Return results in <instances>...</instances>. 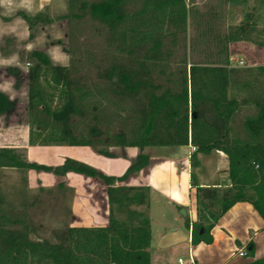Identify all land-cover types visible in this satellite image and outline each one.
Here are the masks:
<instances>
[{
    "label": "trees",
    "instance_id": "1",
    "mask_svg": "<svg viewBox=\"0 0 264 264\" xmlns=\"http://www.w3.org/2000/svg\"><path fill=\"white\" fill-rule=\"evenodd\" d=\"M259 3L264 7V0ZM193 5L188 0H69L66 18L72 26H94L101 48L82 52L71 29L69 65H54L32 52L35 64L27 80L30 146L91 147L114 157L110 149L116 147L191 145L197 198L191 242L199 245L213 242L211 231L237 203H250L264 220V66H232L229 51L230 44L243 41L263 48L264 24L258 30L248 15L222 35L211 22L215 11L203 15ZM23 17L30 30L52 22L48 12ZM191 19L203 25L195 38L189 36ZM9 70L19 83V69ZM14 108L0 92V115ZM245 108L255 112L241 118ZM215 151L228 157L227 182L201 187L194 172L201 165L199 155ZM150 163L141 153L116 178L75 160L45 166L23 159L13 148H0V169L96 179L106 186L109 204L108 226L69 227L63 244L32 241L30 218L26 222L0 212V264H153L151 189L124 185ZM254 251L251 244L248 258ZM244 264H264V258Z\"/></svg>",
    "mask_w": 264,
    "mask_h": 264
},
{
    "label": "crops",
    "instance_id": "2",
    "mask_svg": "<svg viewBox=\"0 0 264 264\" xmlns=\"http://www.w3.org/2000/svg\"><path fill=\"white\" fill-rule=\"evenodd\" d=\"M40 3V0H0V8L19 9L17 16H20V9L35 8ZM5 17L4 15L0 16V20ZM3 24L7 26L8 23ZM239 44L233 43L231 45ZM256 49L254 47L253 50L251 49L246 53L256 57V60L260 61L261 64L256 65V63H253L248 67L264 66V47ZM230 52V60L232 62L235 54L232 53V50ZM25 133L27 140L22 146H16L17 148L13 149H25L27 161L45 166L58 167L63 165L67 159H71L90 165L108 176L119 178L125 175L141 153L151 158L150 165L139 174L131 176L124 185L148 186L151 189L150 212L155 208L164 210L168 214V219L172 222L173 227H170V229L162 223L161 229L154 233L153 219L151 218L152 241L149 251L153 264H176L170 255H166L167 250L174 247L187 252V258L179 256L178 259L184 258L188 261L189 255H191L195 264H244L264 258V220L253 205L246 202L237 203L219 220L211 231L213 238L211 244H192L191 229L192 224L197 221V198L196 188L191 185L193 170L190 164V157L194 152V148L191 145L148 147L144 150L116 147L110 149L114 157L100 155L91 147H82L84 149L78 150L76 148L80 147L47 146L43 147L45 148L44 150L53 153L57 159L53 160L51 158L46 162V159L41 161L37 157L32 156L33 150H41L33 148L42 146L29 145V125ZM100 156H103L101 162L104 166L98 165L91 160ZM207 156L211 158L213 168L208 176L204 169L198 176L196 171L200 172L205 164L202 162L203 155H199L201 165L194 170L197 176V184L201 187H217L226 184L229 168L228 157L219 151ZM28 182L31 190H37L38 188L56 189L62 185V191L73 192V196L70 197L71 213H73L70 228L108 226L109 204L107 190L101 181L74 173L58 177L52 173L29 171ZM172 209H177V213ZM182 209L185 210L186 217L181 215L180 211ZM166 221L168 220L165 219ZM183 224L185 226L184 231L181 230ZM251 244H253L255 250L254 258H248V256L245 258L240 257L239 252H247ZM187 264L191 263L188 261Z\"/></svg>",
    "mask_w": 264,
    "mask_h": 264
},
{
    "label": "rangeland",
    "instance_id": "3",
    "mask_svg": "<svg viewBox=\"0 0 264 264\" xmlns=\"http://www.w3.org/2000/svg\"><path fill=\"white\" fill-rule=\"evenodd\" d=\"M259 1L188 0L190 4L194 2V8H197L203 15L209 14L212 10L215 11L216 17L211 22L215 26V32L222 35L245 23L248 15L251 17L250 21L257 22L258 30H262L264 7L261 6ZM40 2V5L35 8L20 9L19 18L17 16L19 9L0 8V16H6L0 20V92L6 94L15 103L14 111L10 115H0V148H17L16 146H22L27 140L25 130L27 132L30 122L27 73L35 64L30 59L31 53L44 54L54 65H69L71 59L69 51L73 47V44L70 43L71 29L74 30L77 37L74 45L76 48H80L82 52H97L102 46V38L95 32L94 26L91 24L72 26L69 18H66L69 0H40ZM40 12H48L52 22L50 24H38L30 30L23 15L34 16ZM258 15L260 19L257 20ZM3 23L8 24L6 26ZM202 28L203 25L191 19L189 36L191 38L199 36ZM256 36L257 34L254 33L252 37L257 38ZM239 43V45H229V51L232 50V53L235 54L233 56L234 60L231 62L232 66L245 68L253 63H256V65L261 64L260 61L256 60V57L246 53L251 49L253 50L254 47L257 50L258 46L246 41ZM199 55L200 52H197L196 59L200 58ZM241 61L244 62L243 65H240ZM12 68H18L20 71L21 80L19 83L9 70ZM254 112L255 108H245L241 112V118ZM33 149H41L32 151V156L41 161L46 159V162H48L51 158L53 160L57 159L53 153L44 150L43 147ZM76 149L82 150L84 148ZM15 150L23 156V159L27 160L25 149L18 148ZM102 159L103 156H100L91 160L102 166ZM202 162L205 163V166L203 165L200 172L196 171V173L199 176L204 169L208 176L213 168L212 160L207 155H203ZM28 172L17 168L0 169L1 215L6 212L9 216L22 218L26 222L27 218H30L34 223V230L30 236L32 241L63 244L66 240L67 229L72 224L73 213H71L70 197L73 196V192L62 191L60 186L51 189L52 192H40L41 188L31 190L29 188ZM172 210L177 213V209ZM167 215V212L159 208H155L150 212V217L153 219L154 233L161 229L162 223L168 229L173 227ZM165 219L168 221L165 222ZM181 230H185L184 224ZM166 255H170L176 264H178L177 259L179 256L185 258L188 256L186 251L176 247L168 249ZM42 264H53V262L47 260Z\"/></svg>",
    "mask_w": 264,
    "mask_h": 264
},
{
    "label": "built area",
    "instance_id": "4",
    "mask_svg": "<svg viewBox=\"0 0 264 264\" xmlns=\"http://www.w3.org/2000/svg\"><path fill=\"white\" fill-rule=\"evenodd\" d=\"M243 64H244V62L241 61V62H240V65H243ZM28 65H29V64H28ZM239 256L245 258V257H247L248 255H247V252H246V251H240V252H239ZM188 261H189L191 264H195L194 259H193V257H192L191 255H189ZM188 261L185 260L184 258H179V259H178V264H187Z\"/></svg>",
    "mask_w": 264,
    "mask_h": 264
},
{
    "label": "water",
    "instance_id": "5",
    "mask_svg": "<svg viewBox=\"0 0 264 264\" xmlns=\"http://www.w3.org/2000/svg\"><path fill=\"white\" fill-rule=\"evenodd\" d=\"M181 215L184 216V217H186V212H185L184 209L181 210ZM202 232H203V230H202Z\"/></svg>",
    "mask_w": 264,
    "mask_h": 264
}]
</instances>
